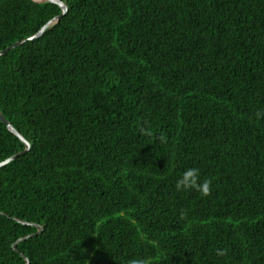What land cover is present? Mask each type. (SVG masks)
I'll use <instances>...</instances> for the list:
<instances>
[{"label":"trees","instance_id":"obj_1","mask_svg":"<svg viewBox=\"0 0 264 264\" xmlns=\"http://www.w3.org/2000/svg\"><path fill=\"white\" fill-rule=\"evenodd\" d=\"M62 1L0 55V264H264V0ZM60 12L0 0V50Z\"/></svg>","mask_w":264,"mask_h":264},{"label":"clouds","instance_id":"obj_2","mask_svg":"<svg viewBox=\"0 0 264 264\" xmlns=\"http://www.w3.org/2000/svg\"><path fill=\"white\" fill-rule=\"evenodd\" d=\"M257 117L264 116V112H257ZM141 134L152 136L153 132L150 128L141 127ZM160 141L163 143L166 140V137L162 134L159 137ZM177 191H188L194 190L200 193L202 197H208L212 193V181L210 179H200V170L198 168H188L186 169L177 180L175 184ZM186 216L185 213H181V219H184ZM215 254L217 256H225L227 254L226 249H216ZM127 264H147L145 259H131Z\"/></svg>","mask_w":264,"mask_h":264},{"label":"water","instance_id":"obj_3","mask_svg":"<svg viewBox=\"0 0 264 264\" xmlns=\"http://www.w3.org/2000/svg\"><path fill=\"white\" fill-rule=\"evenodd\" d=\"M32 1H34V2H52V3H55V4H57L60 8H61V12L58 14V15H56V16H54L53 18H51L49 21H47L39 30H38V32H36L34 35H32V36H30V37H27V38H24V39H22V40H20V41H16V42H14V43H12V44H10L9 46H7L6 48H4V49H1L0 50V55H2V54H4L5 52H7L9 49H12V48H14V47H16V46H18V45H20V44H22V43H24L25 41H27V40H31V39H33V38H36V37H38L39 35H41L42 34V32L44 31V29L45 28H47V27H49V26H51L52 24H54V23H56L59 19H60V17L61 16H63L66 12H67V6L65 5V3L62 1V0H32ZM0 120L7 126V128L12 132V133H14L23 143H24V145H25V147H24V149L22 150V151H19V152H17V153H15V154H13V155H11L10 157H8V158H6V159H4V160H2V161H0V166H2V165H4V164H6V163H8L9 161H11L12 159H14L15 157H17L19 154H22L23 152H25L26 150H28L29 149V142L5 119V117L2 115V113L0 112ZM15 220H17V221H19V222H21V223H26V222H24V221H21V220H18V219H15ZM27 224H29V225H32V226H34V227H36L37 228V231H36V234L37 233H39V232H41V230H42V226L41 225H39V224H36V223H27ZM26 238V236H23V237H20L19 239H17V241H15L14 243H13V245H12V247H13V249H15L16 251H18L17 249H16V243L17 242H19V241H21V240H23V239H25ZM21 255L22 256H24L23 255V253H21ZM24 258H25V264H28L29 263V260H28V258H26L25 256H24Z\"/></svg>","mask_w":264,"mask_h":264}]
</instances>
